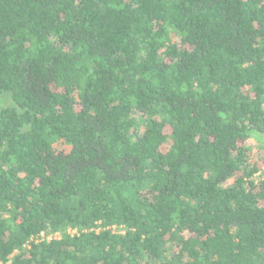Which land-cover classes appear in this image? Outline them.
Returning a JSON list of instances; mask_svg holds the SVG:
<instances>
[{
    "label": "trees",
    "instance_id": "16d2710c",
    "mask_svg": "<svg viewBox=\"0 0 264 264\" xmlns=\"http://www.w3.org/2000/svg\"><path fill=\"white\" fill-rule=\"evenodd\" d=\"M0 264H264V0H0Z\"/></svg>",
    "mask_w": 264,
    "mask_h": 264
},
{
    "label": "rangeland",
    "instance_id": "374dc122",
    "mask_svg": "<svg viewBox=\"0 0 264 264\" xmlns=\"http://www.w3.org/2000/svg\"><path fill=\"white\" fill-rule=\"evenodd\" d=\"M7 95H3L0 96V107L1 105H3L4 103H7V99H6ZM245 144L247 145V147L249 148L250 154L252 159L256 160V161H260V155L262 154V150L264 149V142L263 141H259L258 139H256L255 137H249ZM255 178H264V167L261 168L260 171H258L255 174Z\"/></svg>",
    "mask_w": 264,
    "mask_h": 264
}]
</instances>
